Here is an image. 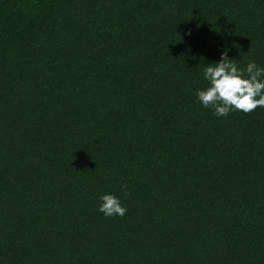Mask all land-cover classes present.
Wrapping results in <instances>:
<instances>
[{"label": "trees", "instance_id": "16d2710c", "mask_svg": "<svg viewBox=\"0 0 264 264\" xmlns=\"http://www.w3.org/2000/svg\"><path fill=\"white\" fill-rule=\"evenodd\" d=\"M225 49L264 68V0H0V264H264V108L196 96Z\"/></svg>", "mask_w": 264, "mask_h": 264}, {"label": "clouds", "instance_id": "9594fccd", "mask_svg": "<svg viewBox=\"0 0 264 264\" xmlns=\"http://www.w3.org/2000/svg\"><path fill=\"white\" fill-rule=\"evenodd\" d=\"M204 79L208 87L196 92L197 100L206 109H212L217 117L226 118L231 112L245 114L264 108V68L249 62L240 69L235 60L229 59L228 50L222 53L219 63L205 67ZM125 197L131 195L127 185H121ZM99 211L107 218L124 217L127 209L119 197L106 194L100 197Z\"/></svg>", "mask_w": 264, "mask_h": 264}]
</instances>
